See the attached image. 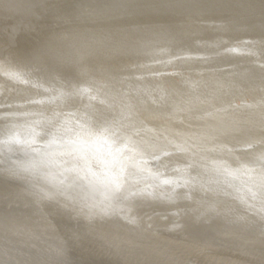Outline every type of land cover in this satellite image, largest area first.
Wrapping results in <instances>:
<instances>
[{
    "label": "bare ground",
    "instance_id": "6f19581e",
    "mask_svg": "<svg viewBox=\"0 0 264 264\" xmlns=\"http://www.w3.org/2000/svg\"><path fill=\"white\" fill-rule=\"evenodd\" d=\"M0 264H264V0H0Z\"/></svg>",
    "mask_w": 264,
    "mask_h": 264
}]
</instances>
